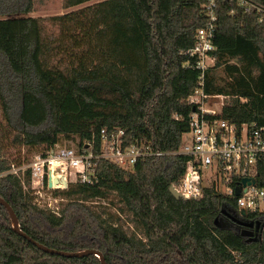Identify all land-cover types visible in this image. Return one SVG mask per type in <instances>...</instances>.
I'll return each mask as SVG.
<instances>
[{
	"label": "trees",
	"instance_id": "1",
	"mask_svg": "<svg viewBox=\"0 0 264 264\" xmlns=\"http://www.w3.org/2000/svg\"><path fill=\"white\" fill-rule=\"evenodd\" d=\"M87 1L70 0L68 7ZM205 2L103 0L53 17L62 32L68 24L85 29L73 42L80 49L74 62L64 65L62 58L55 62L45 20L30 16L34 0H0V197L23 232L51 249L98 251L107 264H264V213L243 215L236 197L213 187L199 199H177L170 186L181 171L166 167V158L148 157L130 170L98 159V182L71 185L60 215L39 207L22 180L6 174L10 146L45 153L65 137L78 146L93 140L98 151L102 128L124 129L127 145L177 149L190 129L194 105L188 98L200 77L184 66L183 52L209 22ZM217 11L218 60L206 75L205 91L230 98L219 117L264 126V24L228 0H220ZM222 66L225 81L214 73ZM111 192L132 215L131 233L88 205ZM0 264L103 262L96 254L43 251L16 232L0 204Z\"/></svg>",
	"mask_w": 264,
	"mask_h": 264
},
{
	"label": "built area",
	"instance_id": "2",
	"mask_svg": "<svg viewBox=\"0 0 264 264\" xmlns=\"http://www.w3.org/2000/svg\"><path fill=\"white\" fill-rule=\"evenodd\" d=\"M219 1L206 0L204 7L209 22L197 30L193 46L183 52L188 57L184 66L198 70L200 77L199 86L188 98L194 105L190 129L183 134L177 149L157 151L139 141L127 145L124 129L102 128L98 151L93 140L84 141L82 146H64L59 142L30 162H11L6 174L20 178L37 202L46 201L45 208L60 215V202L64 196L69 197L71 185L98 182L95 169L98 159H107L130 170L142 159L161 157L167 159L166 167L181 171L178 181L171 185L181 198L199 199L205 187H213L227 197H236L238 211L264 213V185L260 184L264 176V126L219 117L224 104L211 106L208 103L223 95L205 91L206 75L218 60L215 39ZM228 1L245 13L256 14L258 21L264 24L261 3ZM246 178L254 182L245 184ZM238 187L240 193L236 195Z\"/></svg>",
	"mask_w": 264,
	"mask_h": 264
},
{
	"label": "rangeland",
	"instance_id": "3",
	"mask_svg": "<svg viewBox=\"0 0 264 264\" xmlns=\"http://www.w3.org/2000/svg\"><path fill=\"white\" fill-rule=\"evenodd\" d=\"M70 0H34V11L30 13V16L43 18L46 22L47 36L48 39L52 37V46L54 47L55 53V62H57L60 58H62V62L65 65H69L74 62V55L79 53L80 49L78 47L73 46V42L75 39H82L85 29L82 30V23L73 24L72 27L68 25L65 26V30L62 32L59 23L56 24L51 20L53 17L65 15L67 13H71L76 11L77 13L88 9V7L93 6L103 0H90L83 4L68 7V3ZM83 13L81 14V16ZM84 16H82L83 18ZM85 23V22H84ZM70 28L69 30H67ZM67 30V31H66ZM75 49H74V48ZM231 62H235L231 60ZM215 76L221 80L225 81L227 75L225 73L224 66L217 69L215 72ZM230 98L228 96L223 95L221 98L211 99L209 100V105H223L229 101ZM0 121L4 122L2 109L0 105ZM60 144L64 146H77V142L75 139H67L65 137H61ZM41 149L36 147H24V146H10L6 153V158L11 160L12 162L16 161V159L21 161L30 162L34 159L37 154L42 153ZM34 197V196H33ZM60 202V210L65 206L66 203L70 201V196L66 197ZM34 201L37 200L34 198ZM39 207L46 209V201L37 202ZM88 205H92L94 210L100 212L105 219L112 218L115 222L123 225L124 229L131 233L135 230L134 222L132 220V215L123 210L124 204L120 202L117 195L113 192L109 193L106 198H97L93 202H89ZM136 233L139 236H143L140 230H136Z\"/></svg>",
	"mask_w": 264,
	"mask_h": 264
},
{
	"label": "water",
	"instance_id": "4",
	"mask_svg": "<svg viewBox=\"0 0 264 264\" xmlns=\"http://www.w3.org/2000/svg\"><path fill=\"white\" fill-rule=\"evenodd\" d=\"M252 182H254V180H251V179H248V178L244 179V183L245 184H252ZM170 192L177 199H181V195L172 186H170ZM239 193H240V188L238 187L236 189V195H239ZM0 204L4 205L9 210V212H10V214L12 216V220H13V227L16 230V232L19 233L20 235L24 236L26 239H28L30 242H32L34 245H36L38 248L42 249L43 251L51 253V254H58V255H61V256H66V257L81 256V255H84L86 253L96 254L97 256H99L101 258L103 264H107V262L105 261L103 255L100 252L95 251V250H88V251H85V252H67V251H62V250H58V249H51V248L39 243L38 241H36L33 238H31L28 234H26L25 232H23L20 229L18 218H17L13 208L2 197H0ZM242 214L245 215V211H242Z\"/></svg>",
	"mask_w": 264,
	"mask_h": 264
}]
</instances>
